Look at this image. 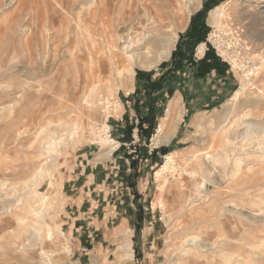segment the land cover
I'll return each mask as SVG.
<instances>
[{"label": "rangeland", "instance_id": "1", "mask_svg": "<svg viewBox=\"0 0 264 264\" xmlns=\"http://www.w3.org/2000/svg\"><path fill=\"white\" fill-rule=\"evenodd\" d=\"M12 1L11 5H5V0H0L1 46L6 47L8 44L10 57H13L7 64L5 62L0 65V69H4L1 70L3 81H0V182L14 185L0 188V264H40L47 260L45 254L39 253L41 250L54 254V257L60 258L64 264H120V244L126 239L131 240L133 264H174L175 260L172 258L182 261L187 258L189 252L196 251L193 245H187L189 251L186 256L182 255L183 253H180L179 257L177 254L174 256V253L172 255L171 251L177 241L185 240L188 236L207 244L208 250L205 248L201 254L194 255L195 264H264V201L251 203L249 199L257 192H264V186L261 187L264 178L250 183L254 173H262L264 177V140L260 141L252 136L248 141H243L241 136L232 134L236 129L241 130V116H248V119L254 115V118L264 117L263 108L246 106L241 109L237 107L240 99L232 100L234 92L240 90L246 81V72H241L244 65H250L251 74L249 73L248 78L251 80L245 87L247 89L242 88V91L253 95H261L264 92V12L255 10H264V0H201L199 9L189 15L183 31L178 32L172 51L174 55L171 54L168 60L151 70L136 69L131 89L137 82L136 76L140 71L153 73L158 77L162 68H174L176 63H179L180 55L183 56L184 52L188 55L189 38L186 33L193 16L205 10L203 22L207 33L205 40L199 42L192 51L191 60L193 59L194 63L201 60L210 45L228 71L232 85L229 90L223 92L224 95L218 98L217 102L202 105L184 119L181 117L169 142L156 147L152 145V137L167 106L164 105L163 111L158 112L155 126L154 119H151L150 128L140 139L135 138L134 142L123 145L118 143L115 139L118 128L115 125L123 122L128 112H124L122 103L131 90L126 92L121 89L119 80L108 82L105 78L92 75L89 60L83 63L86 76L82 73L80 77H76V71L69 60L70 33H45L44 39L35 41L32 53H28L24 41L31 37L38 38V35L25 34L18 27L17 20L25 24V10L18 9L21 14L16 16L17 20L12 22L8 19L11 15L9 13L14 12L20 2ZM61 1L63 4L61 3L59 9H62L60 11L63 13L66 11V14L69 1ZM225 1V11L229 14L227 19H232V26L229 30L215 32L207 23V15L211 9ZM54 2L51 0V3ZM205 2L207 6L204 8ZM8 21L12 23L8 24ZM240 26H244L248 33H239ZM213 33L216 36L215 41L212 40ZM7 34L9 40L6 42ZM201 44H204L203 55L197 52ZM232 62L237 66H233ZM188 63L187 60L181 59L182 67ZM53 68L57 70L54 69L51 76H40L42 72L49 69L52 71ZM216 68L213 70L219 76ZM56 72L59 73L55 74ZM173 72L175 75L179 71ZM64 82L67 83L66 86ZM34 91L43 94H32L28 98ZM228 103H233L237 108H234L228 119L222 123L226 127L216 129L224 105ZM138 117L132 119L133 129L137 128L140 119ZM103 125L108 127V138L117 142L116 149L120 150L124 146L125 152H120L119 156L126 155L129 157L128 161L110 157L109 161L102 163L103 166L94 165L103 150L100 139L104 136ZM3 126L6 128L3 129ZM170 129L167 127L165 133H170ZM221 135L227 138L231 136L229 140L232 147L223 148L218 141ZM50 136H53L54 140L48 145ZM198 138H201L202 142L198 141ZM256 142L262 147H257ZM44 143L49 147L48 151L45 150ZM257 150H260L258 154H262H255ZM170 152H173L176 165H171L157 175L156 172L165 163L164 156ZM196 152L220 153L219 163H207V166H214L212 171H217L221 176L215 178V184H205L206 189L202 194L195 186L199 182L202 184L204 177L199 173L198 176H190L182 171L184 165L193 166V156ZM54 156L57 157V166L50 170L51 183L47 176H43V180L36 185L40 192L49 196L52 207L45 213V225L41 229L39 239L33 240L27 234L30 233L27 220L19 218L25 215L24 210L22 211L21 205L15 206L24 190L20 183L27 176L26 169L31 163L37 159L44 161ZM189 156L192 157V162L187 160ZM235 159L239 160V165ZM252 168H256L255 172ZM257 168L262 170L258 171ZM115 171L118 174L114 178L112 173ZM87 173L90 175L84 178ZM106 173L111 175L106 178ZM164 181L168 184L164 185ZM260 182L262 185L256 186V183ZM256 187L262 188V191ZM240 189H243V192ZM160 198L162 199L158 201ZM184 198H190L191 202L187 204ZM6 200L12 206L8 213L2 210L1 206ZM183 204H186L184 208ZM48 228L53 233L51 239L46 238ZM64 248L68 249L67 253Z\"/></svg>", "mask_w": 264, "mask_h": 264}, {"label": "bare ground", "instance_id": "2", "mask_svg": "<svg viewBox=\"0 0 264 264\" xmlns=\"http://www.w3.org/2000/svg\"><path fill=\"white\" fill-rule=\"evenodd\" d=\"M16 1L17 0H15V2ZM52 1H55V2L51 3V0H20V2L17 5V9L14 12H12L13 14L9 13V14H11V15H9L10 17L6 16V17H8V19L9 18L11 19V20L9 19L10 21L13 22L14 20H17L16 16H19L21 14V13L19 14L18 9H23L26 11L25 16L22 15V16H24L23 19L25 21V24L23 25V22H20V20H17L18 25H19L18 27L21 28V30H23L25 34L26 33H37V35H38V38L31 37L28 39V37H27L28 40L24 41L26 44V50L28 51V53H32V48H33V45L35 44V41L37 42V40H43L44 39L45 33H62V31H63V33H70L71 52L69 54V60H70L71 66L76 71V74H75L76 77H80L82 75V73H83V75L86 76V73L84 72L85 70L83 69V66H84L83 63L85 60H89L91 65H92V67L90 66L91 67L90 71H91L92 75H95L99 78H105L108 82H112V81H116V80L118 82V80H119L121 82V83L119 82L120 88L125 90L126 92H129L131 90L130 86H131L132 80L134 79L136 69L151 70V69L157 67L158 65H160L163 61H166L169 59V57L171 56L172 51L176 45L178 32L183 31V28H184V26H185V24L189 18V15L194 13L195 11H197L199 9V7L201 6V0H68L69 1V4H68L69 9H67L68 13L65 14L66 11H64V13H63L60 11L62 9H59V7L63 4L62 1L61 0H52ZM5 2H6L5 5H11L13 3L12 0H8V1L5 0ZM226 4H227V1L223 2L219 6L214 7L213 9H211L209 11V13L207 15V23L210 27L214 28L215 32H219L221 30H224V31L229 30L232 26V24L230 23V21L232 19H230V21H229V19H227L229 14H227V12L225 11V5ZM62 7H65V6H62ZM68 7H66V8H68ZM5 10L6 9H4V11ZM255 10H257L259 13L264 12V10H259L257 8ZM247 11L249 12L250 10L247 9ZM1 15H2V13H1ZM22 16H21V18H22ZM7 20H6L5 24H7ZM11 23L9 22L8 24H11ZM6 27H8V25ZM15 30H17V29H15ZM6 31H8V30H6ZM3 32H4V30L1 33H3ZM238 32L239 33H248V31L246 30V28L244 26H240ZM25 34H23V35H25ZM213 35H214V33L212 34V37H213L212 40L215 41L216 36L215 35L213 36ZM242 35L245 36L244 34H242ZM46 36H47V34H46ZM53 36H54V34H53ZM6 38H7L6 39V42H7L9 40L8 34H7ZM53 41H54V39H53ZM1 42H2V39L0 40V65L2 66L5 62L7 64L8 60L13 58V57H10L11 54H9V45L7 44L6 47L3 45V47H2ZM203 46H204V44H201L198 47L197 52L199 53V55H203V51H204ZM50 47H52V46H50ZM12 55H13V53H12ZM263 59H264V57H263ZM232 64L235 67L237 66V65H235L234 62H232ZM249 66L250 65H248V66L244 65L243 69H241V72L243 74L246 72V74H244L246 81L243 85H241L240 90H237L234 92V98L232 100L240 99L239 104L237 105L238 108H241V107L243 108L246 106H254L258 109L259 108L264 109V92L261 95H253L251 93H248L247 91H242V88L247 89L245 87L249 85V81L251 80V79L249 80V78H248V75L251 74L250 73L251 69ZM262 67L263 66H261V68ZM54 69H56V68H53L52 71H50V69L47 71H44L41 73L40 76L42 78L43 77L47 78V76H51V74L54 72L53 71ZM1 70L2 69H0V81H3V80H1V79H3ZM58 71H59V69H58ZM58 73L56 72L55 74H58ZM40 76L38 75V77H40ZM57 76L58 75H56V77ZM58 79L59 78H57V80ZM53 80H55V79H53ZM66 84L67 83H65V86H66ZM75 84H76V82H75ZM39 87H40V89H42L40 84H39ZM2 91H4V89H2ZM46 93L47 92L45 91V94ZM32 94H35V95L37 94L40 96L43 94V92L41 93L38 91H34L31 94H29L28 98L30 96H32ZM180 102H181L180 96L178 95V96L173 97L169 101V103L167 104L165 114L160 119V122H159V125L157 126L156 132L152 137V145L153 146L156 147L158 145L165 144V143L169 142V140L171 139L173 134L176 132L178 125L180 123L181 117H182V110H181L182 105ZM237 107H234L233 103L225 104L224 110L221 112V115H220L221 118H219V121L216 124L215 128L219 129V130L223 127L225 128L226 125L222 124V123L226 119H228L227 117L230 115V113L233 112L234 108L236 109ZM22 108H24V107H22ZM31 109H33V108H31ZM263 109H262V111H263ZM254 116H253V118H249V119H248V116H247V118L242 117V116L240 118L238 117L239 120L241 121L240 126L242 128H241V130H238V131L236 129L232 134L234 136L235 135L239 136V137L241 136V139L243 141L245 139H247V141H248V138H250L252 136L256 137V139L258 138L260 141H261V139L264 140V117L254 118ZM260 116H261V114H260ZM167 127L171 128L170 133H165V130ZM4 128H6V126H3V129ZM103 131H104V136L102 138H100L102 141V144H103V150H102L101 157L106 158V157H109L113 153V151L116 149L118 144H117V142L113 141L111 138H108V127L107 126L103 127ZM224 132H226V131H224ZM53 135H54V133H53ZM222 135H221V137H219L218 141H219V143H221V145H223V148L225 149L226 147L228 148V146L232 145L231 140H229L231 138V136H230V138H227L225 136L223 137ZM52 137L50 136L48 138V140H47L48 145H49V142L54 140ZM200 139L201 138H198V141H201ZM256 139H255V141L258 142V140H256ZM206 143H207V141H206ZM258 143L256 144V146L261 148L262 146H260V144L258 145ZM263 143L261 142L262 145H263ZM216 145H217V143H216ZM230 147H232V146H230ZM44 148L46 151L49 150V147L45 146V143H44ZM218 148L221 149L222 146H221V148L220 147H218ZM262 148H264V147H262ZM215 149H217V148H215ZM258 151H260V150H257V153H255V154H258ZM222 153H224V152H222ZM218 154H220V153L209 154V153L196 152L193 156V162H194L193 166L191 164H190L191 167L188 166L189 168L186 167V165H184L183 167L181 166L182 171H184L183 173H186L187 175H190V176L197 175L198 176V173H199L204 177L202 179L203 183L201 184L199 182L197 184V186H195L196 189L198 190V192L200 191L201 194L205 192V189H206L205 184H207V183L215 184L216 183L215 178H217L218 176L219 177L221 176V175H218L217 171H212L214 166H212V167L207 166L208 165L207 163H212V165H213V163H215L217 161L219 163ZM263 154H264V151H263ZM251 156H253V155H251ZM164 159H165V163L161 166V168L158 169V171L156 172L157 175L162 173L163 171H166L167 168L171 167V165H173V166L176 165V164L174 165L173 152L167 153L164 156ZM256 159L258 160L257 157H256ZM187 160H189V162H190L192 160V157L189 156V158H187ZM262 160L264 161V159H262ZM236 164L239 165V160H236ZM55 166H57V157L56 156L50 157L49 159L46 158L44 161L37 159L35 162L31 163L27 167V169H26L28 171L26 174L27 176H25L23 178L22 182L20 183L21 185L24 186V190H23V193H21L19 195L18 202H17V204H15V206L21 205L22 211L24 210L25 215L23 214V215L19 216V218H20V220H23V219L27 220L28 226L30 227V233H27V234H29L30 238L33 240L39 239V234L41 232V229H42L43 225H45V213L49 212V209L52 207V203L49 201V196L40 192L36 188L37 187L36 185H37V183H39L43 180V176H47L46 177V178H48L47 180H49V183H51L52 171H50V170L52 168H55ZM28 169H30V170H28ZM254 169H256V168H254ZM254 169L252 168L253 171H254ZM215 170H217V169H215ZM252 170L251 169L249 170L250 171L249 174H251ZM257 170H258V168H257ZM260 170H262V168ZM260 170H258V171H260ZM216 173H217V176H216ZM252 174H253V172H252ZM261 174L254 173L250 179V183H251V181L258 182L259 180L264 178L263 175H261ZM246 175H248V174H246ZM240 179H241V176H240ZM245 180H247V179H245ZM237 182H238V180H237ZM8 183L0 182V188L3 189V188L14 186V185H11ZM166 183H167V181H164V185ZM177 183H179V182H177ZM240 183H241V181H239V184ZM260 185H262L261 182L256 183V186L259 187ZM190 186H192V185H190ZM247 186H248V184H247ZM251 186H252V184H251ZM263 186H264V184L261 187L263 188ZM170 187H171V185H170ZM179 187H180V185H179ZM245 187L246 186H244V188ZM249 187H250V184H249ZM258 187H256V188H258ZM238 188H240V187H238ZM252 188L254 190V186ZM262 188H260V189H262ZM197 190H196V192H197ZM242 190L240 189V191H242ZM261 191L262 190H260V192ZM196 192H194V194ZM253 193L255 194V192H253ZM242 194H244V193H242ZM250 195H251V193H250ZM251 196H249V197H251ZM161 199L162 198L158 199V201H160ZM246 199H248V197ZM249 199H250L251 203L252 202L253 203H255V202L259 203L260 202L261 203L262 201H264V192L263 193L257 192L256 195H253V197L249 198ZM185 200H186L187 204H189L191 202L190 198L185 199ZM248 203H249V201H248ZM184 205H186V204H183V208H184ZM1 206H2V210L6 211L7 213L11 210V207H12L11 203L8 202L7 200L4 203H2ZM181 208H182V205H181ZM263 211H264V209H263ZM263 211H262V213H263ZM247 213H249V212H247ZM256 214H258V213H256ZM259 215H262V214L259 213ZM240 216H241V214H240ZM262 216H264V215H262ZM262 216H260V218ZM255 219H256V217H255ZM26 220H25V222H26ZM248 220H250V219H248ZM261 220H262V218H261ZM52 234H53L52 231L48 228L47 232H46V238L51 239ZM188 237H187V239L185 238V240H178L177 241L176 246H174L175 248L173 249V251H171L172 255L174 253V256L177 254L179 257V255L181 256L180 253H183L182 255L187 254V251H189L187 248V245H193L194 248L196 249V251L192 250L193 253L189 252L190 254L188 253L187 258L183 259L182 261H178L179 258H175V257L172 258V260H175V261H173L174 264H187V263H194L195 264L196 263L195 256L201 254L202 251L207 249L206 248L207 244H205L203 242L201 243V240H199L198 238H194V237L188 238ZM40 242H41V240H40ZM229 243H230V241H229ZM208 245H210V244H208ZM40 247H38V249ZM64 251H66V253H67L68 249H65ZM205 252L207 253V251H205ZM39 253L45 254L46 258H47L46 261H42V262H40V264H64L60 258H55L54 254H52L48 251L41 250ZM118 257H119L120 264H133L132 263L133 252H132L131 240L126 239L124 242H122L120 244V255ZM260 257H262V256H260ZM263 260H264V258H263ZM260 264H262V262Z\"/></svg>", "mask_w": 264, "mask_h": 264}, {"label": "crops", "instance_id": "3", "mask_svg": "<svg viewBox=\"0 0 264 264\" xmlns=\"http://www.w3.org/2000/svg\"><path fill=\"white\" fill-rule=\"evenodd\" d=\"M215 66L217 67V72L220 74L219 76L215 74V70L210 74H199L196 63L186 64L179 72H176L175 75H173V68L170 66L162 68V71L158 73V77L156 74L140 71L138 76H136L135 81L137 82L133 85L130 93L126 95V99L123 100L122 105L124 107V112H128L123 122L120 121L115 125L118 128V134L115 138L116 141L123 145L125 143L134 142L135 138L140 139V137L146 133L148 127L150 128L151 125L149 122L151 119H154L153 125L155 126L158 119V112L160 113L163 111L164 105L167 106L169 101L175 96H180L183 107V119L188 116L191 111L198 109V107L206 105L207 103L213 104L217 102V99L223 96V92L227 89L229 90L232 84H230V76L228 71L225 70L223 63H216ZM169 67L172 68L170 71ZM160 77L162 78L159 79ZM154 83H157V89L153 87ZM135 90H137L136 93H134ZM208 90L210 91L209 93H207ZM138 116L142 119L140 134L138 133V128H134L130 132V127L133 126L132 119ZM117 149H115L109 157L103 158L99 156L95 160L94 165H102L103 162L109 161L110 157H113L114 160H116V158H122L125 162L128 161L129 157H126V155L125 157L119 156L120 152H125L124 146H122L120 150ZM101 154L102 152L100 155ZM92 163L93 161L90 162V165H92ZM86 165H88V162H86ZM121 172H123V170ZM88 173L85 174L84 178L90 175ZM112 174L115 178L118 173L115 171ZM110 175L111 173H106L105 177H109Z\"/></svg>", "mask_w": 264, "mask_h": 264}, {"label": "trees", "instance_id": "4", "mask_svg": "<svg viewBox=\"0 0 264 264\" xmlns=\"http://www.w3.org/2000/svg\"><path fill=\"white\" fill-rule=\"evenodd\" d=\"M207 6L206 2L204 4V8ZM215 6V5H213ZM205 10L201 11L199 13H197L196 15L193 16L192 20H191V24L189 27V30L186 33V37L189 38L188 40V55H186V52H184L183 56L180 55V57L178 58V62L176 63L177 65H175V67L173 68L174 71H179L182 69L181 66V59H185L187 60V62L194 64V60H191V55H192V51L194 50L195 46L199 43L205 40V36L207 33V27L203 22V16H204ZM174 55V53L172 54ZM216 63H222L220 62V58L215 54L214 50L212 49V47L210 45H208V49L206 50L203 58L201 60H199L196 64L197 67L199 69V74H205L210 72L211 70L215 69ZM172 69V68H171ZM170 69V70H171ZM169 70V71H170ZM168 71V72H169ZM162 77H160L161 79ZM154 88H158L157 83L153 84ZM140 124H142V119L140 118L138 120V124H137V128H138V133L140 134L141 132V126H139ZM149 128V127H148ZM133 129V127H130V132ZM154 154V151H152L151 155ZM134 164V163H132Z\"/></svg>", "mask_w": 264, "mask_h": 264}]
</instances>
